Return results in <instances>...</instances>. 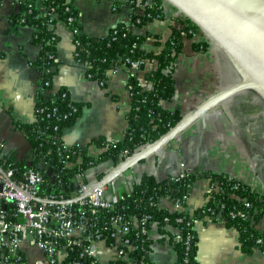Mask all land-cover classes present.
Wrapping results in <instances>:
<instances>
[{"label": "crops", "instance_id": "crops-1", "mask_svg": "<svg viewBox=\"0 0 264 264\" xmlns=\"http://www.w3.org/2000/svg\"><path fill=\"white\" fill-rule=\"evenodd\" d=\"M72 2L88 35L106 36L111 28L125 23L134 33L145 36L142 46L148 51L159 52L171 38L173 27L182 22L181 12L167 1L163 2L164 18L142 24H135L133 17L141 16L144 10L127 0ZM20 8L19 0L0 1V142L3 143L0 150L17 161H29L32 145L21 125L35 120L41 72L33 61L38 58L40 47L33 43V27L19 24L13 28ZM55 32L60 40L54 88H67L74 101L83 103L75 122L64 128L63 141L66 146L87 145L89 154L97 157L103 148L93 141L117 142L125 137L131 109L129 79L134 74L145 85V72L151 65L110 70L107 84L103 86L90 79L85 68L75 63V32L62 21L56 24ZM198 40L206 39L198 35L184 38L175 61V94L162 102L166 109L179 111L181 115L240 81L239 73L218 46L211 41L205 50L194 49L193 43ZM114 165L109 161L89 168L84 174L85 184L89 186L100 180L99 175L103 176ZM201 172L226 174L264 194V101L255 92L242 91L226 99L114 183L117 192L123 193L131 191L145 174L160 181ZM212 187L209 176L198 177L187 200L191 212L207 203ZM107 196L110 197V193ZM159 204L175 210L174 201L168 197H162ZM256 226L264 231V219H259ZM196 230L198 264H264V252L259 247H254L251 253L245 252L240 245L239 231L222 220H199ZM84 232L83 227H76L73 236L82 239ZM148 237L152 241L150 264H177L175 248L168 234L160 232L157 223L148 230ZM94 243L97 260L102 264H111L119 257L120 237L111 244L101 236ZM22 251L27 264H34L45 256L32 238L22 243ZM65 257L66 252L61 249L60 260Z\"/></svg>", "mask_w": 264, "mask_h": 264}, {"label": "trees", "instance_id": "trees-1", "mask_svg": "<svg viewBox=\"0 0 264 264\" xmlns=\"http://www.w3.org/2000/svg\"><path fill=\"white\" fill-rule=\"evenodd\" d=\"M163 2L164 0H152L141 15V22H136L137 15L133 17V22L142 24L164 18ZM19 3L20 12L12 26L17 28L19 24H25L33 27V43L40 47L39 56L33 61V65L40 70L41 79L37 90L35 120L21 125L32 145L31 159L17 161L10 155L2 154L0 150V165L4 171L11 168L12 179L19 184L26 180L30 169L41 173L43 181L38 184L39 196L71 199L80 194L78 173L85 174L89 168L104 162L119 163L125 158L124 152L130 155L156 140L182 117L179 111L166 109L162 102L175 94V61L183 48L184 38L196 36L201 29L181 13V25L173 27L171 38L159 52H154L143 48L145 36L134 33L125 23L111 28L106 36L88 35L72 0H19ZM147 13L150 15L147 16ZM70 17L72 20H69ZM59 21L75 31V63L85 68L90 79L103 86L107 84L110 70L121 66L132 69L131 63L137 61L143 62L139 69L151 65L145 72V85L134 74L129 79L131 109L125 137L111 145H104V140L93 141L103 148L97 157L89 154L87 145L66 146L62 138L64 128L72 125L81 114L83 103L74 101L67 88H54L56 71L53 68L58 65L57 48L60 40L55 26ZM208 39L194 42L193 48L207 49L211 42ZM201 176H209L213 187L207 195V203L191 212L187 206L188 196L195 181ZM101 177L102 174L99 175ZM122 194L125 198L112 210L99 209L96 216L90 219L93 222L96 218L101 236L111 244L116 241V227L112 218L117 216L121 222H131L130 230L121 236V240L129 239L134 245L133 249L125 246L129 260L114 261L111 264H150L152 241L148 237V230L154 223L158 224L163 235L168 234L177 253V264H184L185 260L189 264H198L196 223L206 219L222 220L235 227L239 231L240 245L245 252L251 253L254 247H259L264 252V231L256 226L259 219H264V194L226 174L191 173L160 181L153 175L145 174L131 191ZM162 197L180 201L182 209L171 211L161 207L159 202ZM247 202L251 206H246ZM69 207L74 212L75 222H80L84 216V207L79 202H74ZM238 210H243L247 217L232 215ZM144 216L149 218L142 227L138 222ZM169 225L173 229H169ZM144 227L147 229L145 232ZM176 229L180 230L179 240L176 239ZM88 244L87 240H83L75 245L62 263L77 260L81 264H102L98 260L93 263V259L86 256L85 248Z\"/></svg>", "mask_w": 264, "mask_h": 264}, {"label": "built area", "instance_id": "built-area-1", "mask_svg": "<svg viewBox=\"0 0 264 264\" xmlns=\"http://www.w3.org/2000/svg\"><path fill=\"white\" fill-rule=\"evenodd\" d=\"M127 1L142 10L145 9L147 4L152 3V0ZM149 15L150 14L147 13V16ZM137 16L136 22L139 23L141 22V16ZM69 20H72V18L70 17ZM141 64H143V62H132V69H138ZM105 142L103 143L104 145L116 143L111 141ZM2 148L3 143L0 142V149ZM123 156L126 158L128 156L127 152H124ZM12 174L13 170L11 168L5 171V174L0 171V264H27L25 255L22 251V243L31 240L29 237L31 234L34 235L32 238L33 242L45 253L44 258L35 260L34 264H63L62 262L69 257V251L83 240L89 242L88 246L85 248L86 256L91 257L93 263L97 261V250L94 241L101 237V233L96 218L93 222H90V219L96 216L99 209L112 210L120 200L125 198L122 193L117 192L114 181L107 186L108 189L106 187L98 188L88 198L79 201L80 205L85 209L83 211L84 216L81 218L80 222H75L74 212L69 207L72 203L41 202L25 194V192H27L37 198L63 200L38 195V184L43 181L41 173L30 169L27 173L26 180L20 184L12 179ZM8 177L12 181L9 180ZM83 178L84 173H78L79 193L84 192L88 188ZM177 180H179V178ZM16 185H18L21 190L18 189ZM109 193L110 197L107 196ZM3 205H7V208L4 209ZM174 205L175 210L182 209L180 201H174ZM246 206H251V203L247 202ZM87 213L90 214V218ZM232 215H240L243 218L247 217V214L244 213L243 210L233 212ZM148 218V216H144L138 224H141L142 227L143 225L145 226ZM112 220L116 227V237H120L121 239V236L130 230L129 224L131 222H121L120 218L117 216H114ZM166 220H168V218H166ZM169 226L172 227L171 225ZM76 227H83L85 230L82 239L74 238L73 229ZM143 229L144 232L147 231L145 227ZM175 231L176 239H181L180 230L176 229ZM125 246L130 249L134 248V245L131 244L129 239L121 240L119 257L115 261L128 262L129 255L127 250H125ZM61 249L66 252V257L62 261L59 258V251ZM66 264L81 263L77 260H69ZM184 264H189V261L185 260Z\"/></svg>", "mask_w": 264, "mask_h": 264}, {"label": "water", "instance_id": "water-1", "mask_svg": "<svg viewBox=\"0 0 264 264\" xmlns=\"http://www.w3.org/2000/svg\"><path fill=\"white\" fill-rule=\"evenodd\" d=\"M165 1L191 19L210 41L224 52L239 73L240 81L213 94L183 114L168 131L114 165L100 180L89 185L78 196L71 199L52 200L33 197L25 192L26 195L47 203L79 202L88 198L96 189L107 186L139 162L166 147L193 122L231 96L242 91H253L264 101V0ZM56 68L54 67L53 70L55 71ZM0 171L5 174L1 165ZM16 187L20 189L18 185ZM3 208H7V205H3ZM29 237L33 238L34 235L31 234Z\"/></svg>", "mask_w": 264, "mask_h": 264}, {"label": "rangeland", "instance_id": "rangeland-1", "mask_svg": "<svg viewBox=\"0 0 264 264\" xmlns=\"http://www.w3.org/2000/svg\"><path fill=\"white\" fill-rule=\"evenodd\" d=\"M198 38H204V39H208L207 37H206V35L201 31V32H199L198 34ZM209 40V39H208Z\"/></svg>", "mask_w": 264, "mask_h": 264}]
</instances>
